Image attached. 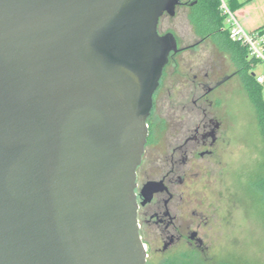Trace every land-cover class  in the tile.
Wrapping results in <instances>:
<instances>
[{"label":"water","instance_id":"water-1","mask_svg":"<svg viewBox=\"0 0 264 264\" xmlns=\"http://www.w3.org/2000/svg\"><path fill=\"white\" fill-rule=\"evenodd\" d=\"M181 4L0 0V264H146L136 170Z\"/></svg>","mask_w":264,"mask_h":264},{"label":"flooded vegetation","instance_id":"flooded-vegetation-1","mask_svg":"<svg viewBox=\"0 0 264 264\" xmlns=\"http://www.w3.org/2000/svg\"><path fill=\"white\" fill-rule=\"evenodd\" d=\"M179 47V52L171 54L154 93L135 192L142 239L153 237L161 256L189 255L199 261L208 250L201 229L209 220L204 211L192 209L189 183L230 144L229 126L225 127L220 106L224 85L241 73L234 64V70L218 75L206 60L195 64L179 61L177 54L196 46ZM159 102L165 105L164 112L158 111ZM156 123L168 126V132L158 133ZM152 182L160 186L149 198L145 187Z\"/></svg>","mask_w":264,"mask_h":264},{"label":"rangeland","instance_id":"rangeland-1","mask_svg":"<svg viewBox=\"0 0 264 264\" xmlns=\"http://www.w3.org/2000/svg\"><path fill=\"white\" fill-rule=\"evenodd\" d=\"M226 26L230 27L227 21ZM159 29L161 33L173 32L179 46L195 40L184 3L178 6L175 16L166 14L161 18ZM175 58L190 64L206 60L218 75L235 69L231 60L209 43ZM252 72L264 76V59H258ZM223 90L220 109L225 113V127L229 126L230 144L221 157L203 165L200 176L189 183L192 209L204 211L209 220L201 229L208 245L201 261L203 264H264V199L253 186L264 174V137L242 77L236 76ZM164 106L159 102L158 111L164 112ZM168 129L166 125L155 124V130L158 133L163 130V135ZM143 239L148 248L146 264H166L172 258L156 253L153 237Z\"/></svg>","mask_w":264,"mask_h":264},{"label":"trees","instance_id":"trees-1","mask_svg":"<svg viewBox=\"0 0 264 264\" xmlns=\"http://www.w3.org/2000/svg\"><path fill=\"white\" fill-rule=\"evenodd\" d=\"M250 2L251 0L244 2L228 0L230 9L237 17L240 16L238 11ZM184 4L187 7V19L195 38L189 44L198 47L209 43L238 67L250 100L256 107L264 137V85L258 82L256 74L253 75L252 72L258 59L250 55L248 47L243 42L230 37L229 27L226 26V16L221 9V0H185ZM249 31L262 34L264 24ZM253 186L258 189L264 199V174L253 183ZM166 264H203V262L195 260V257L184 255L183 257H172Z\"/></svg>","mask_w":264,"mask_h":264},{"label":"built area","instance_id":"built-area-1","mask_svg":"<svg viewBox=\"0 0 264 264\" xmlns=\"http://www.w3.org/2000/svg\"><path fill=\"white\" fill-rule=\"evenodd\" d=\"M221 9L226 16V21L230 24V37L233 40L243 42L248 47L251 56L264 59V33L247 31L230 9L226 0H221ZM257 80L263 83L264 76H257Z\"/></svg>","mask_w":264,"mask_h":264},{"label":"crops","instance_id":"crops-1","mask_svg":"<svg viewBox=\"0 0 264 264\" xmlns=\"http://www.w3.org/2000/svg\"><path fill=\"white\" fill-rule=\"evenodd\" d=\"M238 1L244 2L247 0ZM238 13L240 16L237 18L244 28L247 31L252 30L257 26L264 24V0H251V2L240 9Z\"/></svg>","mask_w":264,"mask_h":264}]
</instances>
